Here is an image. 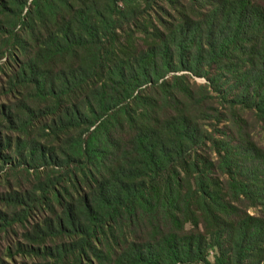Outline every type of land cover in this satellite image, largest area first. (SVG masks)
<instances>
[{"label":"trees","instance_id":"16d2710c","mask_svg":"<svg viewBox=\"0 0 264 264\" xmlns=\"http://www.w3.org/2000/svg\"><path fill=\"white\" fill-rule=\"evenodd\" d=\"M263 139L264 0H0V264H264Z\"/></svg>","mask_w":264,"mask_h":264},{"label":"rangeland","instance_id":"374dc122","mask_svg":"<svg viewBox=\"0 0 264 264\" xmlns=\"http://www.w3.org/2000/svg\"><path fill=\"white\" fill-rule=\"evenodd\" d=\"M264 142V139L263 141ZM4 184L2 181H0V192H3L4 191ZM6 242H4L1 238H0V258H2L3 256V253H4V247L6 246ZM4 260H6L5 258H3Z\"/></svg>","mask_w":264,"mask_h":264}]
</instances>
